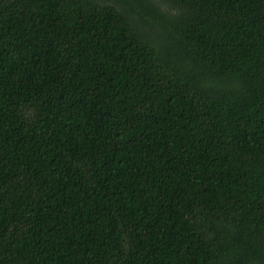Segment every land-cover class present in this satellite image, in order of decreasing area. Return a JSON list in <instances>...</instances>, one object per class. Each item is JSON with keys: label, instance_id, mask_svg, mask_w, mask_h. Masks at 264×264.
I'll return each instance as SVG.
<instances>
[{"label": "trees", "instance_id": "obj_1", "mask_svg": "<svg viewBox=\"0 0 264 264\" xmlns=\"http://www.w3.org/2000/svg\"><path fill=\"white\" fill-rule=\"evenodd\" d=\"M0 264H264V0H0Z\"/></svg>", "mask_w": 264, "mask_h": 264}]
</instances>
